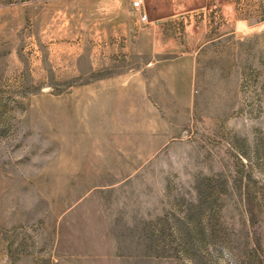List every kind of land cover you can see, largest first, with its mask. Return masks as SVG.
<instances>
[{"label":"rangeland","instance_id":"1","mask_svg":"<svg viewBox=\"0 0 264 264\" xmlns=\"http://www.w3.org/2000/svg\"><path fill=\"white\" fill-rule=\"evenodd\" d=\"M89 1L0 0V264H264V0Z\"/></svg>","mask_w":264,"mask_h":264},{"label":"built area","instance_id":"2","mask_svg":"<svg viewBox=\"0 0 264 264\" xmlns=\"http://www.w3.org/2000/svg\"><path fill=\"white\" fill-rule=\"evenodd\" d=\"M141 5L142 1L141 0H134L132 3V8H133V14L134 15H140V20L145 21L146 17L141 13Z\"/></svg>","mask_w":264,"mask_h":264},{"label":"crops","instance_id":"3","mask_svg":"<svg viewBox=\"0 0 264 264\" xmlns=\"http://www.w3.org/2000/svg\"><path fill=\"white\" fill-rule=\"evenodd\" d=\"M89 3L91 4V8H102V7H113L114 5H108L107 0H90ZM148 19V18H147Z\"/></svg>","mask_w":264,"mask_h":264}]
</instances>
